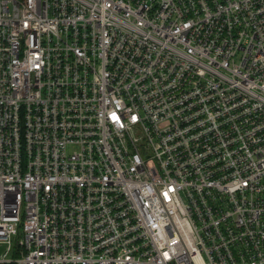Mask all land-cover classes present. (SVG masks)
I'll list each match as a JSON object with an SVG mask.
<instances>
[{"label":"built area","instance_id":"built-area-1","mask_svg":"<svg viewBox=\"0 0 264 264\" xmlns=\"http://www.w3.org/2000/svg\"><path fill=\"white\" fill-rule=\"evenodd\" d=\"M0 264H264V0H0Z\"/></svg>","mask_w":264,"mask_h":264},{"label":"rangeland","instance_id":"rangeland-1","mask_svg":"<svg viewBox=\"0 0 264 264\" xmlns=\"http://www.w3.org/2000/svg\"><path fill=\"white\" fill-rule=\"evenodd\" d=\"M5 254L6 258H12L13 256V248L7 249V243L4 241H0V257Z\"/></svg>","mask_w":264,"mask_h":264}]
</instances>
